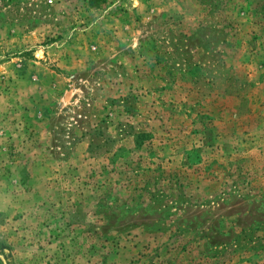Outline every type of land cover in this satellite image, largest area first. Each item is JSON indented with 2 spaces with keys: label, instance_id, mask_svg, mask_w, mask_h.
Wrapping results in <instances>:
<instances>
[{
  "label": "rangeland",
  "instance_id": "374dc122",
  "mask_svg": "<svg viewBox=\"0 0 264 264\" xmlns=\"http://www.w3.org/2000/svg\"><path fill=\"white\" fill-rule=\"evenodd\" d=\"M0 264H264V0H0Z\"/></svg>",
  "mask_w": 264,
  "mask_h": 264
}]
</instances>
